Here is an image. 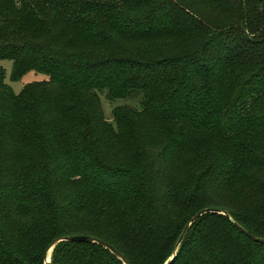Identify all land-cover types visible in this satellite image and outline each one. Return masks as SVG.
<instances>
[{
    "label": "trees",
    "instance_id": "16d2710c",
    "mask_svg": "<svg viewBox=\"0 0 264 264\" xmlns=\"http://www.w3.org/2000/svg\"><path fill=\"white\" fill-rule=\"evenodd\" d=\"M2 59L0 264H264V0H0Z\"/></svg>",
    "mask_w": 264,
    "mask_h": 264
},
{
    "label": "rangeland",
    "instance_id": "374dc122",
    "mask_svg": "<svg viewBox=\"0 0 264 264\" xmlns=\"http://www.w3.org/2000/svg\"><path fill=\"white\" fill-rule=\"evenodd\" d=\"M0 66L4 70V82L8 84L15 94H18L25 84L47 79V75L36 71H28L20 79H11L12 61L9 59L0 60ZM100 102L103 115L107 121H112V109L118 105H131L139 107L136 99H115L109 100L105 93H100Z\"/></svg>",
    "mask_w": 264,
    "mask_h": 264
},
{
    "label": "water",
    "instance_id": "95a60500",
    "mask_svg": "<svg viewBox=\"0 0 264 264\" xmlns=\"http://www.w3.org/2000/svg\"><path fill=\"white\" fill-rule=\"evenodd\" d=\"M206 212H217V213H221L226 215V212L217 208H203L201 210H199L198 212H196L190 219L189 221L185 224V226L183 227L179 238L177 240L176 246L179 244V242L182 240V238L184 237L186 231L188 230V228L190 227V225L203 213ZM229 217V216H228ZM242 232H244L245 234H247L248 236H250L253 240L258 241V242H262L264 243V238L261 237H257L251 233H249L248 231H246L243 227H241L240 225H238L237 223H234ZM63 240H70V241H78V242H91V243H97L99 245H101L102 247L108 249L112 254H114L118 259H120L123 264H128L125 257L119 252L117 251L114 247H112L111 245H109L107 242L102 241L100 239H97L95 237L92 236H88V235H71V236H64V237H59V238H55L50 245L48 246V248L46 249V254L44 257V262L43 264H49L50 263V256H51V252L53 247L55 246V244L59 241H63ZM175 255V251L174 253L170 256V258L164 263V264H170L171 260L173 259Z\"/></svg>",
    "mask_w": 264,
    "mask_h": 264
}]
</instances>
